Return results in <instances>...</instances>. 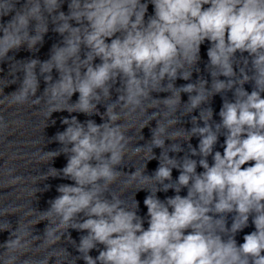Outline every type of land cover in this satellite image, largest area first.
<instances>
[{"label": "clouds", "instance_id": "obj_1", "mask_svg": "<svg viewBox=\"0 0 264 264\" xmlns=\"http://www.w3.org/2000/svg\"><path fill=\"white\" fill-rule=\"evenodd\" d=\"M50 30L61 39L47 60L15 58L22 49L38 52ZM206 42L210 87L202 77L192 82ZM4 63L11 77L4 88L19 86L8 94L0 88V104L37 109L46 121L70 114L54 137L61 147L41 156L50 164L64 155L67 163L41 175L72 183L57 186L46 210L30 208L31 219L18 217L15 227L3 221L0 232L10 233L0 244L3 264H264V0H0ZM178 79L189 82L177 86ZM227 92L232 98L222 96L213 125L212 108L202 106ZM8 127L0 117V132ZM146 127L151 139L141 144ZM153 159L158 167L149 175ZM129 165L134 171H124ZM170 189L175 195L157 196ZM139 191L148 193L147 228L137 211ZM0 216L12 214L5 208ZM250 224L254 230L239 243ZM70 230L84 233L78 243Z\"/></svg>", "mask_w": 264, "mask_h": 264}]
</instances>
